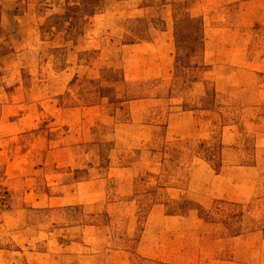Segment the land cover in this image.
<instances>
[{
  "label": "rangeland",
  "instance_id": "rangeland-1",
  "mask_svg": "<svg viewBox=\"0 0 264 264\" xmlns=\"http://www.w3.org/2000/svg\"><path fill=\"white\" fill-rule=\"evenodd\" d=\"M0 264H264V0H0Z\"/></svg>",
  "mask_w": 264,
  "mask_h": 264
},
{
  "label": "crops",
  "instance_id": "crops-1",
  "mask_svg": "<svg viewBox=\"0 0 264 264\" xmlns=\"http://www.w3.org/2000/svg\"><path fill=\"white\" fill-rule=\"evenodd\" d=\"M220 1V0H219ZM164 6L169 7L171 6L170 1H166L164 3ZM257 9V10H256ZM258 8H256V5H254L253 9L250 10H242L239 14L241 17L243 16L244 21L251 15V12H253V21L258 20L256 17L258 14ZM249 19V18H248ZM106 20H103V24H105ZM246 22V21H245ZM108 24V23H107ZM127 25L123 23L122 25V36L124 35V32L127 31ZM155 32L151 34L148 40L144 41V44L147 46H152L155 49L154 51H150L143 53L141 55L143 61L142 64L135 65V70H133V73L139 74L141 72L142 74H157L160 75L162 78L160 81L167 83V81L171 78V75L173 73L174 69V57H175V43H174V23L172 20H169L168 18L165 20V23H163V26L156 28ZM125 52L123 51V54ZM122 59H124L125 62L131 58L129 54L122 55ZM136 58V56L134 57ZM128 69H125V73H127ZM192 112V110H191ZM143 126V124H142Z\"/></svg>",
  "mask_w": 264,
  "mask_h": 264
}]
</instances>
